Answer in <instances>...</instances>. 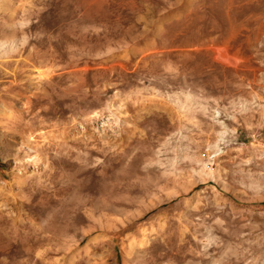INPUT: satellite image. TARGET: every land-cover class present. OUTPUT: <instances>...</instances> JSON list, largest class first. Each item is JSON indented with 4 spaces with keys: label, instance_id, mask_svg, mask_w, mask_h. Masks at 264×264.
I'll return each mask as SVG.
<instances>
[{
    "label": "rangeland",
    "instance_id": "rangeland-1",
    "mask_svg": "<svg viewBox=\"0 0 264 264\" xmlns=\"http://www.w3.org/2000/svg\"><path fill=\"white\" fill-rule=\"evenodd\" d=\"M0 264H264V0H0Z\"/></svg>",
    "mask_w": 264,
    "mask_h": 264
}]
</instances>
